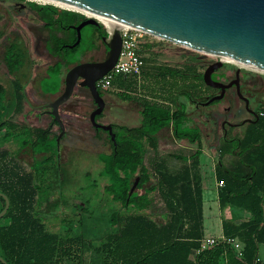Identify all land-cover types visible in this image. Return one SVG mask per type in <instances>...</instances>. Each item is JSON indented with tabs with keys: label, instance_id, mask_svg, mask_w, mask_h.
<instances>
[{
	"label": "trees",
	"instance_id": "trees-1",
	"mask_svg": "<svg viewBox=\"0 0 264 264\" xmlns=\"http://www.w3.org/2000/svg\"><path fill=\"white\" fill-rule=\"evenodd\" d=\"M53 8V29L46 48L58 60L50 68L49 77L39 84L45 92H57L62 67L80 61L83 54L96 47L98 39L107 36L103 25H88L89 31L84 32L87 40L70 48L68 45L77 39L71 25L78 24L85 15L58 6ZM43 18L47 15L43 14ZM186 70L160 66L157 75L165 92L150 97L136 92L140 76H118L107 89L122 100L139 102L141 120L136 126L112 123L115 144L107 131L93 127L97 136L105 134L111 147L109 154H100L99 176L106 180L103 191L107 197L119 205L107 216V229L97 240L85 238L82 230L89 200L72 205L75 218L69 219L71 223L60 231L50 230L48 216L42 213V204L52 203L48 175L54 171L53 176L60 178L57 134L50 129L34 130L33 152L44 155L35 160L31 170L22 169L14 150L0 151V192L10 201L0 218V256L5 260L0 264H86L84 245L98 255V264H262L258 247L264 243V104L259 108L257 122L244 127L239 134L229 133L220 138L217 146L215 175L223 182L218 190L219 205L248 213L244 221L233 216L222 220V233L242 243V256L230 244L217 241L191 257L204 236L205 173L200 169L202 133L198 126L188 124L190 117L180 96L190 100L202 96L205 83L202 72L191 66ZM51 78L55 80L54 86L49 85ZM190 84L197 89V95L189 88ZM13 90V95H9L6 86L0 83V120L10 96L18 99L17 113L23 110L22 87ZM15 125L12 123L7 140L16 141L20 135H26ZM169 126L176 139L197 143L199 148L189 157L173 152L160 155L157 133ZM28 140L24 139L20 146ZM148 149L154 153L149 165L145 162ZM228 156L231 160L226 162ZM171 157L180 159L178 168L171 166ZM136 177L139 178L136 188L128 196ZM156 195L162 203V221L151 212ZM63 200L55 198L54 205L57 201L62 204ZM0 203L1 210L2 197Z\"/></svg>",
	"mask_w": 264,
	"mask_h": 264
},
{
	"label": "water",
	"instance_id": "water-1",
	"mask_svg": "<svg viewBox=\"0 0 264 264\" xmlns=\"http://www.w3.org/2000/svg\"><path fill=\"white\" fill-rule=\"evenodd\" d=\"M72 5L92 13L104 16L110 25L124 24L144 31L152 36L169 40L189 48L216 56L202 74L206 85L220 88V93L208 98L204 105L223 97L226 87L212 78V72L223 62L221 57L240 62L246 66L264 71V0H52ZM56 6L54 3H51ZM62 8V7H61ZM74 10V9H70ZM77 11V10H75ZM80 12V11H79ZM85 15L78 24L71 25L77 39L69 44L75 47L81 38V29L86 25L106 26L95 16ZM106 52L101 61H80L70 66L64 75L62 89L55 98L34 109L51 108L49 113L60 127L56 138L58 142L64 132V123L59 109L74 94L82 96L78 87H85L94 102L89 114V122L95 128L108 132L115 144L112 124L98 122L105 107V100L96 85V81L105 75L115 64L121 48V35L114 28L112 35L102 37ZM80 79V80H79ZM79 80V81H78ZM135 178L129 189L132 194L138 183ZM4 206L0 218L6 213L10 201L0 192ZM0 261L5 260L0 256Z\"/></svg>",
	"mask_w": 264,
	"mask_h": 264
},
{
	"label": "rangeland",
	"instance_id": "rangeland-1",
	"mask_svg": "<svg viewBox=\"0 0 264 264\" xmlns=\"http://www.w3.org/2000/svg\"><path fill=\"white\" fill-rule=\"evenodd\" d=\"M79 12V11H78ZM82 13V12H80ZM90 27L86 25L83 27V32H88ZM145 39L148 41V46L141 47L140 53L143 59V66L141 69V74L139 80V86L136 89L137 94L142 96L150 97L154 94L163 93L165 91L162 86V80L160 81L157 75L159 67H172L186 71V67L191 66L198 72H202L204 67L211 62L216 61L218 58L214 55L204 53L199 50L189 48L187 46L161 39L150 34H147ZM103 47L101 50H92L86 52L82 55L81 60L87 61L91 59H99L103 55ZM57 60V57L55 58ZM226 66L233 69L238 64L233 62L225 61ZM66 66L62 67V72L66 70ZM249 73L248 77L253 76V80H264V72H259L258 70H253L248 67L242 68ZM144 71V72H143ZM3 77V75H1ZM159 79V81H157ZM7 88L9 95H13V87L7 82L2 81ZM55 84L54 78L50 79L49 85ZM192 92L197 95V89L189 85ZM208 88L207 85H203L202 89ZM115 89V88H111ZM210 89V88H208ZM105 95L110 96L112 92L107 90H102ZM115 105L107 110L105 117L98 120L102 124L115 123L126 126H136L140 123V112L141 104L134 100H122L120 98H115ZM180 99L187 104V112L189 115L188 124L191 126H198L202 133L201 144L204 149L209 150L214 159L217 158V150H214V146L217 144L221 138V130L218 128L220 121L225 117V112L223 107L227 104L225 100L218 103H213L208 106H202L195 108L193 104L189 102L184 96H180ZM264 100V93H263ZM81 112L84 111V116L86 117V122L80 127L82 135L78 143L72 146H64L59 154V162L57 163L60 167V178H55L53 172L51 171L47 177L48 191L51 193L50 200L53 203L42 204V213H46L47 226L52 231H60L62 227L67 226L71 223L69 219L75 218L72 213L75 208L72 206L74 203L84 202L89 200L87 215L84 216L82 230L84 232L85 238H90L97 240L107 229V216L114 210V208L119 207L115 205L107 197L103 191V186L106 183L105 178L99 176V170L101 168V161L99 160L100 151L108 150V146H102L99 141L95 139L93 133H95L94 128L89 122V110L79 109ZM231 114L232 116H237L238 111L234 108ZM243 115V114H241ZM237 116L236 119H238ZM205 119H208L207 122ZM216 128V130H213ZM243 127H238L233 130V132L241 133ZM167 128L160 130L158 133L161 142L167 139H172L171 136L166 135ZM93 137L94 139H91ZM105 137V134H104ZM108 143V142H107ZM183 145H188L187 141L179 142ZM198 146L197 143H195ZM170 149V148H167ZM153 151L148 149L146 153V164L149 165L152 157ZM168 156V154H165ZM42 155L39 154L38 158L41 159ZM21 160L24 165L30 163V158L21 155ZM170 160H174L171 157ZM62 197L64 200L62 204L57 201V208L54 205L55 198ZM1 206V203H0ZM48 206L47 210L45 208ZM151 212L153 216L162 221L161 213L163 212L162 203L159 198L155 197L154 203L152 205ZM67 219V220H66ZM209 232V231H206ZM208 234V233H207ZM86 264H98L99 257L93 251L86 249L84 245Z\"/></svg>",
	"mask_w": 264,
	"mask_h": 264
},
{
	"label": "flooded vegetation",
	"instance_id": "flooded-vegetation-1",
	"mask_svg": "<svg viewBox=\"0 0 264 264\" xmlns=\"http://www.w3.org/2000/svg\"><path fill=\"white\" fill-rule=\"evenodd\" d=\"M53 6V4L42 0H0V83L4 84L2 81H5L13 88L21 86L23 92V110L21 113H17L19 102L16 96L9 97L8 106L2 112L0 120V123H2L0 126V151L10 152V150H14L16 152L15 159L21 166L24 163L20 159V155L21 150L24 148L23 155L31 159L27 165V169L22 168L26 171L31 170L35 160H38V153L33 152L34 130L37 128L51 130L56 125L60 132L59 125L49 113L51 108L34 109V107L48 103L55 98L44 100L45 97H49L50 95L42 92L37 93L36 90H33L43 79L49 77L50 68L58 60L46 48L53 29ZM43 14L47 15L46 19L43 18ZM102 37L96 41V47L89 51L101 50L102 46L104 49L103 55L99 59L87 61L103 60L106 47L102 42ZM86 40L87 38L82 28L81 38L77 45ZM80 61L82 60L80 59ZM225 63L223 62L211 74L214 80L224 84L235 81V83L225 88L222 98L204 105L203 102L213 95L220 93L221 90L218 87L208 85L210 89L206 88L202 96L193 98L192 100L186 98L195 108L200 105L208 106L223 100L227 102L223 107L225 117L221 119L218 127L221 130V138L227 136L229 133L233 134L235 128L243 127L244 129V127L257 122L259 119L258 115L261 114L259 108L264 104V80L255 81L253 80V76L248 77L249 73L242 69V65L238 64L233 69H230ZM209 64L204 67L202 74ZM72 65L66 66L67 68L63 71L60 79L62 78L64 81L65 72ZM27 87L31 88L29 92L26 90ZM80 88L86 89L85 87H78V89ZM38 96L42 97L39 102H37ZM234 108L238 111V119H236L237 116L229 114L235 111ZM205 120L209 122L208 119ZM12 123L16 124L15 128L19 132L25 131L26 135H20L19 140L17 139L16 141L12 139L7 140V133L12 127ZM213 130H216V128H213ZM24 139H29V142L20 146Z\"/></svg>",
	"mask_w": 264,
	"mask_h": 264
},
{
	"label": "crops",
	"instance_id": "crops-1",
	"mask_svg": "<svg viewBox=\"0 0 264 264\" xmlns=\"http://www.w3.org/2000/svg\"><path fill=\"white\" fill-rule=\"evenodd\" d=\"M89 52V51H87ZM63 75L60 74V77ZM40 84V83H39ZM63 86V80L60 79V87L57 92H45L40 88V85L34 87L33 90H36L37 93H45L46 95H50L49 97H45L44 100H52L57 93H59ZM26 90L29 92L31 90L30 87H27ZM87 89H78V92L82 94V96H78L74 94L72 98L62 105L59 109L60 116L64 122L65 130L60 136L57 143H59V154L61 149L66 146H72L78 143L77 139L79 140L80 136L82 135L80 127L83 126V124L86 122V117L84 116V111L82 110H89V114L94 109L95 105L93 100L91 99L90 95L87 92ZM112 94L111 97L105 95V93L102 94L104 100H105V107L102 112V115L98 118L99 121L105 117V114H107V110H110L112 106L115 105V98H119L116 94ZM41 96L37 97V102L41 100ZM121 99V98H120ZM137 102V101H136ZM141 108H139L140 112ZM141 120V118H140ZM167 128L168 131H166L167 136H171L172 139H167L164 142H161L158 136V150L160 155L169 154L171 152L177 153L182 156H191L193 152H195L196 149L199 148V146H196L195 143H189L188 145L180 144L179 142H184L186 140H178L174 137L171 127H164L162 129ZM161 129V130H162ZM51 131L53 134L59 133L58 126L54 125L51 128ZM233 134H238L234 132ZM93 136H95V139L101 143L102 146H108V150L106 151H100L98 154H109L111 152V147L109 143L106 141V137L104 135L97 136L96 132L93 133ZM201 135V139H202ZM91 139H94L91 137ZM219 142V141H218ZM214 146V150H217L218 143ZM170 148V149H167ZM24 148L21 150V155H23ZM44 155V153H38V156ZM20 155V157H21ZM218 158V153H217ZM217 158L214 159L211 155L209 150L204 149L201 146V154H200V169L203 170L205 173V179L203 181V192H202V202H203V234L204 236L207 235H219L222 233V220L223 218H231L232 216L236 218L238 221H244L248 217V213L245 211H239L234 210L231 206H226L224 208H221L219 205L218 200V190L220 185L218 184V180L216 179V164H217ZM21 159V158H20ZM39 159V158H37ZM152 160V159H151ZM228 160V161H227ZM231 160V157H227L226 162H229ZM146 162V160H145ZM151 162V161H150ZM150 164V163H149ZM171 166L173 168H178L181 164L180 159L174 158V160H171L170 162ZM21 167L24 169H27V167L24 164H21ZM155 177H153V180ZM209 231V232H206ZM208 233V234H207ZM258 255L261 258L262 264H264V243L259 244L258 247Z\"/></svg>",
	"mask_w": 264,
	"mask_h": 264
},
{
	"label": "built area",
	"instance_id": "built-area-1",
	"mask_svg": "<svg viewBox=\"0 0 264 264\" xmlns=\"http://www.w3.org/2000/svg\"><path fill=\"white\" fill-rule=\"evenodd\" d=\"M117 28L121 35V48L114 66L96 81L98 89L101 90L109 89L112 86L113 80L118 76L139 77L141 74L143 59L140 50L148 42L145 39L147 33L127 25H122ZM105 29L107 31V37L109 38L112 35L113 29ZM218 184L221 186L223 182L219 181ZM217 241L230 244L237 251L238 256H242V243L234 237H227L221 233L219 235L212 234L203 236L199 241V247L192 252L191 257H194L200 250L215 244ZM256 261H260V258L258 257Z\"/></svg>",
	"mask_w": 264,
	"mask_h": 264
},
{
	"label": "bare ground",
	"instance_id": "bare-ground-1",
	"mask_svg": "<svg viewBox=\"0 0 264 264\" xmlns=\"http://www.w3.org/2000/svg\"><path fill=\"white\" fill-rule=\"evenodd\" d=\"M42 1H45V2H48V3H54V4H55L56 6H58V7H62V8H66V9H74V10L80 11V12H82V13H85L86 15L95 16V17L98 18L100 21H102V22L104 23V25L106 26V28H108L109 30H112V29H114V28H117V27H120V26L124 25V24H119V25H117V26L110 25L109 22H108V20H107L104 16H102V15H98V14H96V13H92V12H90V11H87V10H84V9H81V8H78V7H75V6H72V5H68V4H65V3H61V2H57V1H52V0H42ZM221 59H222L223 61H230V62H233V63H235V64H239V65H242V66H244V67L251 68V69H253V70H258L259 72H264V71H261V70L256 69V68L246 66V65H244V64H242V63H240V62H237V61L231 60V59H229V58H227V57H221Z\"/></svg>",
	"mask_w": 264,
	"mask_h": 264
}]
</instances>
